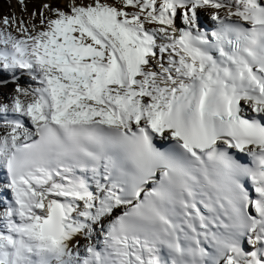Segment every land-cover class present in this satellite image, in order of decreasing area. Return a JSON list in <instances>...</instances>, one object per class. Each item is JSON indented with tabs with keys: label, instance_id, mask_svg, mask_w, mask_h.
Returning a JSON list of instances; mask_svg holds the SVG:
<instances>
[{
	"label": "snow or ice",
	"instance_id": "obj_1",
	"mask_svg": "<svg viewBox=\"0 0 264 264\" xmlns=\"http://www.w3.org/2000/svg\"><path fill=\"white\" fill-rule=\"evenodd\" d=\"M17 70L37 86L0 103L30 121L0 133V264H264V0H44L0 22Z\"/></svg>",
	"mask_w": 264,
	"mask_h": 264
},
{
	"label": "rangeland",
	"instance_id": "obj_2",
	"mask_svg": "<svg viewBox=\"0 0 264 264\" xmlns=\"http://www.w3.org/2000/svg\"><path fill=\"white\" fill-rule=\"evenodd\" d=\"M43 2L44 0H25L27 10H24L23 6L20 3H18L17 0H0V22H2V19L4 17H13V16L23 17L25 20H28L29 14L39 10ZM57 2L63 4L65 1L57 0ZM220 11L222 14H226V11L222 9ZM212 12H213L212 8H203L199 10V15L203 19L207 20V19H211L210 15L212 14ZM6 75H8L7 71L0 72V79H2L1 77H3V80L7 81V84L0 85V103L7 104L8 102L9 105L11 104L13 98L16 95H18L16 91L17 85H19L22 88L33 87V85H35L34 83L33 85H31L24 81H19L17 78L11 80L10 77H7ZM26 75L29 76L27 73ZM30 80L32 79L30 78ZM25 99H30V97H27ZM24 119L26 121L25 117ZM3 124L2 122H0V128H2ZM100 233H101L100 231L93 232L91 237L82 234L80 240L78 239L80 244L77 249L78 252H85L86 246L89 244L90 238L97 237Z\"/></svg>",
	"mask_w": 264,
	"mask_h": 264
},
{
	"label": "bare ground",
	"instance_id": "obj_3",
	"mask_svg": "<svg viewBox=\"0 0 264 264\" xmlns=\"http://www.w3.org/2000/svg\"><path fill=\"white\" fill-rule=\"evenodd\" d=\"M63 1H65V0H63ZM212 10H213V12H215L216 10L215 9H213L212 8ZM222 10H224V11H226L225 9H222ZM213 12H212V14H213ZM212 14L210 15V17H212ZM178 23H180V21H177ZM200 22H201V25H202V27H205V25H209V27L213 24V23H215L214 21H212V20H210V19H203L202 17H200ZM154 25H150L149 27H153ZM204 30V29H203ZM205 31H210V29H208V30H205ZM164 57H165V60L167 59V54H164ZM7 73H8V75H6L7 77H10V79L11 80H14L15 78H17L19 81H24V82H26V83H28V84H31V85H33V83L35 84V85H33V87H36L37 86V84L35 83V82H33L32 80H30V77L29 76H27L26 75V72H22V71H20V70H17L15 73H13V72H9V71H7ZM27 76V77H26ZM2 79H3V77H1ZM7 80H9V79H7ZM27 86V85H26ZM8 98V97H7ZM22 98H24V97H22ZM7 104H9L8 102H7ZM11 105V104H10ZM18 115L19 114H14V113H8L7 114V116H6V118L4 117V118H2V120L0 119V122H2V124H3V126H2V128H0V133H2L4 130H5V128H6V122L7 121H10V119H13V120H15V119H18ZM26 118V121H25V119H24V117H23V121L22 122H25V123H27V124H30V121L28 120V118L27 117H25ZM27 126V125H26ZM4 178V175H3V173H2V169H0V184H1V181H2V179ZM93 188H94V186H93ZM0 193H5L4 192V190L3 189H1L0 190ZM0 200H2L1 198H0ZM3 201V200H2ZM4 203H6L5 201H3ZM82 235V234H81ZM81 235H79V236H77L76 237V239L78 240H80V237H81ZM93 241V240H92ZM91 241V242H92ZM80 245V244H79ZM90 245V244H89Z\"/></svg>",
	"mask_w": 264,
	"mask_h": 264
}]
</instances>
